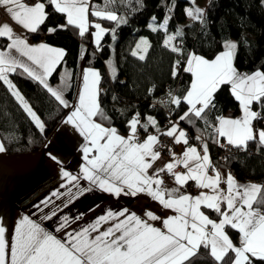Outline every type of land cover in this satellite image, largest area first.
<instances>
[{"label":"snow or ice","instance_id":"snow-or-ice-1","mask_svg":"<svg viewBox=\"0 0 264 264\" xmlns=\"http://www.w3.org/2000/svg\"><path fill=\"white\" fill-rule=\"evenodd\" d=\"M137 2L142 4V0ZM0 7L10 19L30 33H36L49 17L46 7H50L53 13L65 15V24L49 28L50 33L73 26L78 28L79 35L84 36L90 27H94L96 31L91 35L98 48L106 31H110L115 39L120 24L128 23L115 11L90 8L89 0H37L33 5H27L22 0H0ZM90 11L92 16L116 22V27L106 30L100 23L90 24ZM204 13L205 9L194 6L185 8V14L193 19L203 20ZM170 18L160 27L166 29ZM152 20L155 21L156 17L153 16ZM177 35H183V32L177 29L176 34L169 35L164 44L171 47L173 52L182 53L181 47L172 44ZM0 37H7L11 41L6 44L5 50H0V82L6 85L10 95L43 132L45 124L9 78V74L22 70L20 75H27L37 81L59 105L69 108L63 90L59 86H50L47 79L60 63L64 50L44 42L31 45L26 38L16 35L6 22L0 25ZM238 46L239 42H225V50L216 54L213 59L195 52L188 53L184 71L191 73L194 79L182 98L173 97L171 93L168 95L172 104L179 106L183 102L188 105V110L180 117V121L193 124L194 117L207 122V111L215 107L214 97L218 87L230 84L242 115L234 119L217 117L216 142H220L218 137H225L227 145L246 149L249 142L258 140L259 146L264 148V126L255 128L256 123H264V71L258 69L250 74L241 73L234 63ZM139 48L140 43L137 44V49ZM132 55H137V52L134 50ZM139 59L143 60L144 56H139ZM180 65L181 60L178 59L173 65V76L177 74ZM82 81L78 106H72L73 110L66 117V122L79 129L88 141L82 148L86 163L81 169V175L88 185L82 186L79 183L80 176L62 170L63 177L69 182L61 185L67 188L68 193L67 203H63V207L66 208L72 200L94 190L117 197L146 193L165 208L174 210L177 215L163 219L162 230L148 222L160 220V217L150 211L145 213L148 217L145 220L136 213H129L128 209L119 212L108 210L91 224L69 231L71 224L80 220L83 214L76 216L75 220L67 215L58 217L61 205L55 204L50 197L42 204L45 207L51 204L53 210L50 215H44L43 219L57 218L59 223L56 224L55 231L63 233L64 240L57 239L40 224L24 216L16 225L14 237L9 243L5 236L6 229L0 224V264H195L197 259L202 258L201 247L207 251L214 264H252L249 254L264 260V213L259 207H253L254 204L264 205V199L259 198L264 185H241L231 172L226 179L222 177L210 159L207 143L203 144L202 156L195 146L187 147L181 159H176L173 153L172 160L164 167L155 169L153 176H149L148 170L160 157V153L153 149L160 144L161 134L157 128V134H148L142 142H138V131L143 129L147 132L150 126L156 127V119L147 116L146 122L141 123L140 113L135 112L127 121L126 136L120 134L114 126L104 127L94 119H109L99 102L101 74L98 70L86 69L82 73ZM177 131L178 123L173 124L163 135L174 137L176 144L187 145V133L179 130L177 135ZM196 138L200 139L199 136ZM4 151V145L0 144V152ZM48 155L53 162L61 163L55 154L50 152ZM180 165L187 169L185 173L174 172ZM209 168L215 172L214 176L208 175ZM163 172L172 175L176 184L181 187L190 180L196 181L197 187L211 189L213 194L200 192L199 195L192 196L181 193L179 188L163 190L159 187L163 183L159 178ZM154 176L157 178L154 179ZM222 182L227 185V194L219 187ZM153 184L157 186L155 189ZM52 195L63 194L57 190ZM221 204L226 207L222 209ZM202 205L218 213L221 217L219 222L209 219L200 210ZM110 220L113 224L106 230L99 231L100 226ZM226 227L240 233L239 246L229 238ZM92 233L98 234L93 237Z\"/></svg>","mask_w":264,"mask_h":264},{"label":"trees","instance_id":"trees-1","mask_svg":"<svg viewBox=\"0 0 264 264\" xmlns=\"http://www.w3.org/2000/svg\"><path fill=\"white\" fill-rule=\"evenodd\" d=\"M191 3L190 0H142V4H138L137 0H91L90 8L115 11L128 21L117 28L115 39L110 31H106L99 48L91 35L96 31L94 27H90L84 36L79 35L78 28L73 26L50 33L49 28L65 24V15L53 13L50 7H46L50 15L36 33H31L30 39L32 42L42 40L66 50L51 81H58L62 67L69 68L72 84L66 95L72 104L78 101L84 69L89 67L100 72L99 102L109 119L95 118L97 122L106 127L114 126L122 135H127V121L138 111L143 123L147 116L156 119L157 126H150L149 130L156 131L158 128L160 131L166 126L167 117L164 108L154 106L153 101L165 94L167 85L175 97L182 98L186 94L192 82V74L184 71L188 53L195 52L212 59L225 50V42H239L234 61L237 69L249 74L258 69L264 71V0H206L203 20L191 19L185 14V8ZM169 17L167 28H161L160 25ZM89 21L90 24L100 23L106 30L116 27V22L92 16L91 11ZM150 21L153 22L152 27H149ZM177 29L183 35H177L172 44L181 47L182 53L173 52L164 44L165 39L175 35ZM7 43L6 38L0 37V48H6ZM134 50L137 52L135 56L132 55ZM141 55L143 60L139 59ZM178 59L181 65L173 76V65ZM20 71L10 73L9 78L39 115L45 130L41 132L35 126L10 95L6 85L0 82V138L9 156L42 152L70 111L50 97L37 81L20 75ZM214 99L215 107L207 111V122L193 117V124L187 121L180 123L207 138L213 159L220 167L232 172L238 179L255 180L264 185V148L259 146L258 140L248 143L247 149L254 148V154H233L224 162H217L220 144L226 141L221 142L218 137L221 143L216 142L217 117L237 118L241 115V108L230 84L220 85ZM187 110L186 103L182 102L179 106L173 104L172 117L180 119ZM256 126L262 127L264 123H256ZM172 189L175 188H168L167 191ZM179 189L184 193V189ZM259 198L264 199V189H261ZM254 206L264 211V205ZM208 212L212 218L220 217L213 210ZM228 231L233 241L237 242V232ZM200 254L202 258L197 259L195 264H214L203 247ZM249 258L252 264H264L259 257Z\"/></svg>","mask_w":264,"mask_h":264},{"label":"crops","instance_id":"crops-1","mask_svg":"<svg viewBox=\"0 0 264 264\" xmlns=\"http://www.w3.org/2000/svg\"><path fill=\"white\" fill-rule=\"evenodd\" d=\"M31 1H32L31 4H27L25 0H22V2L27 5H33L34 3L37 2V0H31ZM90 1L91 0H89V4ZM5 22L11 25L16 35L20 36L21 38H26L29 44L35 45L44 42L42 40L37 42H32L31 39L28 37V34L30 32H28V30L24 29L15 21L10 19L9 15L5 12V10L2 7H0V25H2ZM103 37L101 38V41ZM4 38L7 39V37ZM10 42L11 41L8 40V43ZM230 42H234V41H230ZM48 45L64 50V56L62 57L60 63L55 66L52 74L47 79L50 86L52 87L59 86V88L63 90L64 98L69 103L70 106L69 109L71 111L73 110L72 106H78V101L75 104H72V101L66 95L67 91L69 90L72 84L71 72L69 68L66 66L62 67L58 81L56 83H53L51 81V76L56 71L58 66L62 63L66 54V50L60 46H55L51 44ZM0 50H5V48H0ZM86 69H89V67L85 68L84 70ZM193 79L194 77L192 76V80ZM82 88H83V81L80 88V92L82 91ZM99 88H100V84H99ZM241 115L239 117H241ZM177 123H178V131H177V135H178L179 130H182L181 129L182 124L180 123V119H178L177 122L166 125L159 132H165L173 124H177ZM255 128L258 129L260 127H257L255 124ZM220 139H222L221 142L223 140H226L225 137H220ZM87 143L88 141L85 139L83 135H81L79 129H76L73 124L67 123L65 118L62 125L59 127L56 133L52 135L45 149L42 152L32 155H24V156H9L6 153V150L4 152H0V224H3V226L6 229L5 236H6V240H8L9 243L12 241L14 237L16 225L24 216H28L31 220L40 224L42 228L55 235L57 239H60L62 241L64 240L63 233L55 231L56 224L59 223V220L57 218H53V220L43 219L44 215L46 214L50 215L51 210H53L51 204L48 205L47 207H45L42 204L43 201L47 200L50 197L55 204L61 205V211L57 213L58 217L67 215L70 219L75 220L76 216L83 214L80 220L75 221L74 223L71 224L70 228L68 229L69 231H72L73 229H81L91 224L98 217L106 214L108 210H111L113 212H119L122 211L123 209H128L129 213H136L137 216L145 220H148V217L145 215V213L150 211L154 215L160 217V220H148V222L155 227L161 228L162 230H164L162 225V220L166 219L169 216L177 215V213L174 210L165 208L157 200H154L146 193H139L136 196L121 195L117 197L115 195H111L99 190H94L90 193L84 194L78 199L72 200L71 203H68V206L64 208L63 203H67L66 197L68 196V193H67V188L61 187V185L67 184L69 182L66 180V178L63 177L62 170L68 171L72 175L80 176L81 178L79 180V183L82 186L88 185V182L84 180L81 175V169L86 163V161L84 160L82 148ZM0 144H3L1 138H0ZM208 147H209L210 159L214 164L215 169L219 171L222 177L226 179L227 174L230 171L220 167V165L214 161L209 144ZM186 148L187 147H182L174 151L175 158L181 159L182 153L185 151ZM153 150L159 152L160 157L153 163L152 168L148 170L149 176H153V172L155 169L164 167L166 163H168L170 160L173 159V154L170 157H166L164 153L160 151L157 146L154 147ZM50 152L55 154L59 158V160L61 161L60 164H57L56 162H53L52 160L49 159L48 154ZM197 152L201 156L204 154L203 151L201 152L197 151ZM176 168L179 169L177 173H185L187 171V169L182 165L177 166ZM231 174L235 177L236 181L241 185H246L250 183L260 184L255 180L238 179L232 172ZM208 175L214 176L215 172L213 170L210 171L209 168ZM169 176L170 174L167 172H163L160 174L159 178L162 179L163 181V183L159 186L161 189L167 191L168 188H172V187L182 188L185 190L184 193L191 194L192 196L199 195L200 192H204L209 195L213 194L211 189L197 187L196 181L190 180L187 182V184L181 187L180 185L176 184L174 178H169ZM153 178L156 179L157 177L154 176ZM156 187L157 186L153 184V188L155 189ZM190 187H194V189L190 190L189 189ZM219 187L220 189L224 190L225 194H227V185L225 183L222 182L219 185ZM57 190L63 195L53 196L52 195L53 192H56ZM73 191H75V189H73ZM165 198H167V196ZM225 207H226L225 204H221L222 209H224ZM253 207L255 208L254 205ZM200 210L204 212V214L207 215L209 219L219 222L221 217H219L218 219L212 218V216L208 212V210L210 209H206V207L202 205ZM260 211L262 213L264 212L261 209ZM120 219H123V217H120ZM112 224L113 221L111 220L105 224H102L100 226L99 231L106 230V228L110 227ZM228 229L231 228L226 227L225 231L229 236V238L233 241ZM208 230L209 231L211 230V225L208 226ZM234 231H236L238 234V241L237 242L233 241V243L236 246H239L240 233L237 230ZM97 234L98 233H92V236L94 237ZM250 256L251 255L249 254V257Z\"/></svg>","mask_w":264,"mask_h":264},{"label":"built area","instance_id":"built-area-1","mask_svg":"<svg viewBox=\"0 0 264 264\" xmlns=\"http://www.w3.org/2000/svg\"><path fill=\"white\" fill-rule=\"evenodd\" d=\"M25 2L27 4H31V0H25ZM28 37L31 38L32 34L29 33ZM169 93L172 94V92L170 91V87L169 85L166 86V90H165V94L160 96L159 98H157L156 100L153 101V105L156 107H162L165 110L166 113V125H169L171 123L177 122L178 119H174L172 117V109H173V104L170 102V97H169ZM173 97H175L172 94ZM140 120L141 123H143V117L140 114ZM181 129L183 131H185L187 133V139H188V144L185 145L184 143H180V144H176L174 142V137H167L165 135H163L164 132H159L160 135V144L157 145V147L159 148L160 151H162L164 153V155L166 157H170L174 151H176L177 149H180L182 147H191V146H195L197 148V151L201 152L203 151V144L204 143H208L207 138L200 133L197 132H192L189 128L181 125ZM148 134H157L156 131L154 130H149L147 132H145L143 129H140L138 131V136H139V141L138 142H142L145 138L146 135ZM199 136L200 139H197L196 137ZM170 149V150H169ZM247 152L248 154H254L255 153V149L254 148H249V149H237L235 147L229 146L227 145V141H223L220 144V149L219 152L217 153V162L221 163L224 162L225 157L230 158L233 154H242ZM179 169L176 168L174 171L177 172ZM213 169L210 168V171H212ZM169 178H174L172 175L169 176ZM264 213V212H263Z\"/></svg>","mask_w":264,"mask_h":264},{"label":"rangeland","instance_id":"rangeland-1","mask_svg":"<svg viewBox=\"0 0 264 264\" xmlns=\"http://www.w3.org/2000/svg\"><path fill=\"white\" fill-rule=\"evenodd\" d=\"M191 1H192V3L190 5H188L187 7H193L194 6V7L200 8V9H204L205 8L206 0H191ZM190 18L193 19L192 17H190ZM150 24L153 26V22L152 21L149 22V25ZM189 189L190 190L194 189V187H190Z\"/></svg>","mask_w":264,"mask_h":264}]
</instances>
